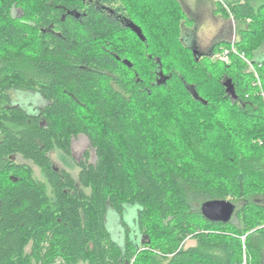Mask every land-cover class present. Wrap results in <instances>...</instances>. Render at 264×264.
<instances>
[{
    "label": "trees",
    "instance_id": "obj_1",
    "mask_svg": "<svg viewBox=\"0 0 264 264\" xmlns=\"http://www.w3.org/2000/svg\"><path fill=\"white\" fill-rule=\"evenodd\" d=\"M214 11L254 71L211 60L224 42L178 59L193 22L175 0H0V264H264V0ZM210 200L230 222L201 215Z\"/></svg>",
    "mask_w": 264,
    "mask_h": 264
},
{
    "label": "rangeland",
    "instance_id": "obj_2",
    "mask_svg": "<svg viewBox=\"0 0 264 264\" xmlns=\"http://www.w3.org/2000/svg\"><path fill=\"white\" fill-rule=\"evenodd\" d=\"M175 2H178L182 16L192 19L193 22L196 21L195 28L192 27L190 28V31L185 32L183 31V27H182L181 34H182V38H183L184 33L185 35L190 34L191 36H193L194 40L197 41L196 48L199 52L201 53L207 52L211 44L216 41L224 42L230 48L231 43L236 42L238 40L237 23L231 17L228 20H226L222 16L215 14L214 0H175ZM13 15L17 17L20 16V11L15 10ZM121 35H123V33ZM121 38H126L127 42L132 41V37L130 36L121 37ZM184 41L182 42V44L179 43L175 47L173 46L172 51H174V54L177 55L179 48L183 49V46H184L183 44L186 45ZM225 50H228V48L226 49L224 47L219 48V50L216 53L217 55L215 54V57H213L211 60L219 61V62H222V61L227 62V57L222 55ZM183 55L184 53H182L180 56L177 55L179 56L178 59L180 60L184 59ZM255 57L258 60H261L262 58H264V45L256 52ZM185 58H187V53L185 55ZM185 64L190 65L189 61L186 62ZM248 70L254 71L253 67H248ZM214 87H215L214 85L208 86V88H210L211 90ZM12 96H13V100L18 104H24V103L29 102L31 104L41 105L39 101L37 102V100H35V98L31 96L28 97L26 95H23V96L17 95L16 98H15V95H12ZM71 149H72V159L75 162H78L81 159L82 154L86 150L89 149L87 139L85 137L79 136L76 140L72 142ZM93 156H94V153L91 152V157L93 158ZM50 159L53 161L56 167H61V162L59 161L58 157H56L55 154H52L50 156ZM71 168L72 167L70 166L69 169ZM71 172L73 173V176L75 177L76 169L75 170L73 169ZM108 227L110 229L112 236L114 237V240L118 241L119 243V240H121V235H120V231L118 230L119 228H118L117 221L114 216L109 217ZM242 238L241 240L243 241ZM194 245H195V242L193 240H187L183 244V248H189Z\"/></svg>",
    "mask_w": 264,
    "mask_h": 264
},
{
    "label": "water",
    "instance_id": "obj_3",
    "mask_svg": "<svg viewBox=\"0 0 264 264\" xmlns=\"http://www.w3.org/2000/svg\"><path fill=\"white\" fill-rule=\"evenodd\" d=\"M125 27L130 29L140 41L142 42L145 41V37L143 36L141 29L138 26H136L134 23L125 20ZM193 55H195L194 51H193ZM122 63L129 68L131 67V64L127 60H123ZM222 85L225 89V93L231 99L235 100L236 94H235V90H234L231 80L228 78H225ZM193 97L196 100H199L200 102L205 104V102H203L196 93H193ZM199 208H200L201 215L205 219H207L210 222H219V223L230 222L236 210L235 205H233L231 202L227 200L206 201V202H203Z\"/></svg>",
    "mask_w": 264,
    "mask_h": 264
},
{
    "label": "flooded vegetation",
    "instance_id": "obj_4",
    "mask_svg": "<svg viewBox=\"0 0 264 264\" xmlns=\"http://www.w3.org/2000/svg\"><path fill=\"white\" fill-rule=\"evenodd\" d=\"M121 21L124 22L123 19H122ZM123 24H124V23H123ZM192 27H193V28L196 27V21H194V22L192 23ZM192 27H191V28H192ZM129 31H130L131 33H133L130 29H129ZM183 31H185V32H186V31H190V29L187 28L186 26H184ZM133 34H134V33H133ZM134 35H135V34H134ZM135 36H136V35H135ZM136 37H137V36H136ZM181 40H182V41L185 40L184 42L186 43V46H188V47L191 49L192 52L194 51V52H195V55L198 56L199 58H200V57H209V56H211V53H212L213 47H214L216 44H218L219 42H221V41L213 42V43L211 44L210 48L207 50V52H203V53H201V52H199V51L197 50V48H196V43H197V41H195L194 38H193V36H191L190 34H186V35H185V33H184L183 38H181ZM26 96L30 97L29 95H26ZM29 104H31V103L27 102V103L20 104V105L27 106V105H29Z\"/></svg>",
    "mask_w": 264,
    "mask_h": 264
},
{
    "label": "built area",
    "instance_id": "obj_5",
    "mask_svg": "<svg viewBox=\"0 0 264 264\" xmlns=\"http://www.w3.org/2000/svg\"><path fill=\"white\" fill-rule=\"evenodd\" d=\"M234 43L235 42H233V43H231V46H230V50L228 51V50H225L224 51V53L222 54L223 56H226L227 57V55L231 52V53H233V54H237L246 64H247V66L248 67H252V64L247 60V58H245L244 57V55L243 54H238L237 52H236V50L234 49ZM217 55V54H216ZM242 239H244V237L242 238Z\"/></svg>",
    "mask_w": 264,
    "mask_h": 264
},
{
    "label": "crops",
    "instance_id": "obj_6",
    "mask_svg": "<svg viewBox=\"0 0 264 264\" xmlns=\"http://www.w3.org/2000/svg\"><path fill=\"white\" fill-rule=\"evenodd\" d=\"M190 21H192L193 22V20L192 19H190V18H188ZM187 28H189L190 29V27H187ZM183 29H184V27H183Z\"/></svg>",
    "mask_w": 264,
    "mask_h": 264
},
{
    "label": "bare ground",
    "instance_id": "obj_7",
    "mask_svg": "<svg viewBox=\"0 0 264 264\" xmlns=\"http://www.w3.org/2000/svg\"><path fill=\"white\" fill-rule=\"evenodd\" d=\"M223 2V1H222ZM225 4V3H224ZM227 7V6H226ZM226 10H228V9H226Z\"/></svg>",
    "mask_w": 264,
    "mask_h": 264
}]
</instances>
